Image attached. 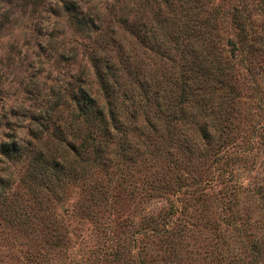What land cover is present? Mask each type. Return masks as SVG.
I'll list each match as a JSON object with an SVG mask.
<instances>
[{
  "label": "rangeland",
  "instance_id": "obj_1",
  "mask_svg": "<svg viewBox=\"0 0 264 264\" xmlns=\"http://www.w3.org/2000/svg\"><path fill=\"white\" fill-rule=\"evenodd\" d=\"M203 1L228 10L233 0ZM66 3L74 5L78 15L92 14L95 26L76 28ZM251 8L258 11L253 2ZM163 14L170 13L161 0H0V140L28 136L31 115L54 106L52 92L63 86L80 85L101 103L89 52L116 64L128 53L127 59L134 62L137 54H144L136 33ZM252 17L260 22L258 12ZM211 31L223 52L226 37L237 35L226 10ZM100 35L104 39L96 46ZM261 67L253 82L241 76L240 67L231 72L237 87V130L223 146L234 154L223 160L227 164L218 158L222 148L211 145L206 155L185 161L170 145L168 151L177 156L178 166L185 162V168L170 162L166 168L167 161L160 158L149 168L135 162L124 180L116 171L109 174L107 196L100 199H90L79 183H68L58 198L48 200L34 229L24 230L0 217V264H248L247 259L264 264V198L256 191L264 187V143L254 129L264 123V61ZM137 131H128L132 145L140 138ZM222 165L233 170L229 183L219 172ZM0 171L8 175L17 197L35 194L34 188L28 192L19 182L20 162L0 156ZM179 173L184 178L177 190L171 182ZM154 176H163L169 184L149 181ZM229 189L237 192L232 216L223 208L222 194ZM171 204L181 205V210L168 214ZM150 212H164L175 232L165 237L149 229L150 223L142 227ZM234 225L243 227L241 233L235 234ZM251 242L260 252L249 249Z\"/></svg>",
  "mask_w": 264,
  "mask_h": 264
},
{
  "label": "trees",
  "instance_id": "obj_2",
  "mask_svg": "<svg viewBox=\"0 0 264 264\" xmlns=\"http://www.w3.org/2000/svg\"><path fill=\"white\" fill-rule=\"evenodd\" d=\"M161 1L170 14L161 15L153 25L136 33L143 56L137 54L131 62L126 53L116 64L94 50L89 52L101 103L80 85L63 86L52 92L56 99L54 106L31 115L33 123L27 126L28 136L11 135L0 140V156L20 162L23 166L18 177L20 184L28 192L30 187L35 191L29 199L17 197V192L10 189L8 175L5 171L0 173V217L8 223L24 230L34 229L36 217L46 212L51 196L58 198L57 194L71 182L85 188L90 199L106 197L109 174L116 171L124 180L128 167L135 162L149 168L154 159L160 158L167 161L166 168L170 167L169 162L177 169L185 168V162L178 166L177 156L168 151L170 145L182 153L185 161L206 155L212 146L222 148L218 158L223 164H227L223 162L227 156L234 157L231 150L223 149L237 130L234 111L237 108L233 103L237 87L231 72L240 67L241 76L253 82L254 74L262 70L264 0H233L228 10L218 5L207 6L203 0ZM251 2L257 4L258 11L248 9ZM63 6L76 28L85 24L95 26L92 14L78 15L74 5ZM225 10L237 35L235 39L226 37L227 49L223 52L211 30ZM256 12L259 23L252 17ZM100 36L99 42L94 41L96 46H101L104 39V35ZM57 105L64 108V113ZM134 129L140 138L132 145L128 131ZM254 129L264 143V123ZM219 172L229 183L233 170L228 171L222 165ZM183 178L179 173L171 185L180 190ZM151 180L161 186L169 184L163 176L150 177ZM260 190L256 189L257 194L264 198V187ZM236 194L233 189L222 194L223 208L230 216ZM174 209L180 211L181 205L178 208L169 205L168 214ZM165 215L150 212L141 225L150 223L149 229L166 237L175 231ZM233 228L239 234L243 227ZM179 242L177 239L176 243ZM254 248V253L260 252L259 246L251 242L249 249ZM171 249L176 254L177 249ZM247 263L255 264L248 259Z\"/></svg>",
  "mask_w": 264,
  "mask_h": 264
}]
</instances>
